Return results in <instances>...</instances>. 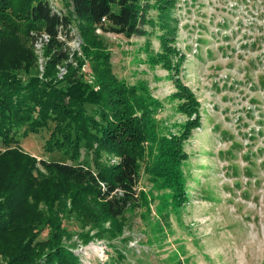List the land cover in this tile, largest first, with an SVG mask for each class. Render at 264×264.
I'll use <instances>...</instances> for the list:
<instances>
[{"label":"trees","instance_id":"1","mask_svg":"<svg viewBox=\"0 0 264 264\" xmlns=\"http://www.w3.org/2000/svg\"><path fill=\"white\" fill-rule=\"evenodd\" d=\"M177 1L61 0L59 9L53 0H0V143L16 145L0 153V264H80L63 242L72 236L70 213L61 220L59 212H66L70 199V212L81 219L95 225L110 220L112 229L121 231L123 218L141 206L143 166L160 187L172 190L175 208L189 201L185 146L202 125V104L179 77L187 55L173 44ZM156 8L159 23L150 14ZM148 24L163 30L161 50H150V61L177 75L171 97L187 116L177 133L162 131L157 117L162 105L148 82L121 80L111 62L106 34L151 36ZM75 29L83 39L80 50L68 44ZM41 39L43 63L36 49ZM87 60L92 82L83 71ZM50 122L55 123L52 136L61 134L73 147L68 149L72 159L80 158L84 143L93 153V165L38 159L18 146L21 126L28 125L25 134L39 133ZM38 164L47 173L36 185ZM40 193L49 206L44 221L36 212ZM39 222L51 227L45 240L39 239Z\"/></svg>","mask_w":264,"mask_h":264},{"label":"rangeland","instance_id":"2","mask_svg":"<svg viewBox=\"0 0 264 264\" xmlns=\"http://www.w3.org/2000/svg\"><path fill=\"white\" fill-rule=\"evenodd\" d=\"M53 1L62 8L61 0ZM150 14L159 23L160 11L151 9ZM172 15L177 27L173 44L187 55L179 77L202 104V125L185 146L189 201L175 208L172 190L160 187L145 166L138 184L141 206L127 213L121 231H114L110 220L95 225L81 219L70 212L68 199V213L60 211L59 218L70 213L73 229L63 242L80 264H264V0H178ZM146 27L151 36L107 33L111 62L121 80L148 82L162 105L157 114L162 131L177 133L187 119L171 97L177 75L150 61V50H161L163 30L159 24ZM82 43L73 30L70 47L80 50ZM36 49L43 63L38 43ZM83 71L92 82L90 60ZM27 128L24 124L17 133L25 152L38 159L93 165V153L84 143L80 158L72 159L63 136H52L54 122L39 133L25 134ZM15 147L1 142L0 153ZM46 173L38 164L33 170L36 185ZM39 196L36 212L42 213L38 221H44L49 206ZM54 208H60L58 202ZM39 223V239L45 240L51 227Z\"/></svg>","mask_w":264,"mask_h":264},{"label":"built area","instance_id":"3","mask_svg":"<svg viewBox=\"0 0 264 264\" xmlns=\"http://www.w3.org/2000/svg\"><path fill=\"white\" fill-rule=\"evenodd\" d=\"M44 38L47 40L49 37H48V35H44ZM37 43H38L39 46H41V47L43 46L42 39L39 40Z\"/></svg>","mask_w":264,"mask_h":264}]
</instances>
